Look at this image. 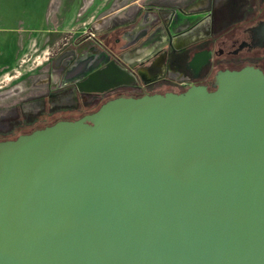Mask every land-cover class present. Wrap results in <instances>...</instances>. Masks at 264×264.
<instances>
[{
	"label": "water",
	"instance_id": "95a60500",
	"mask_svg": "<svg viewBox=\"0 0 264 264\" xmlns=\"http://www.w3.org/2000/svg\"><path fill=\"white\" fill-rule=\"evenodd\" d=\"M0 264H264V73L0 141Z\"/></svg>",
	"mask_w": 264,
	"mask_h": 264
},
{
	"label": "flooded vegetation",
	"instance_id": "af4514ba",
	"mask_svg": "<svg viewBox=\"0 0 264 264\" xmlns=\"http://www.w3.org/2000/svg\"><path fill=\"white\" fill-rule=\"evenodd\" d=\"M254 4L249 15L229 17L219 16L211 0L197 10L147 4L89 31L62 29L66 20L56 18L58 29H44L47 39L42 34L53 55L47 79L0 122V141L84 118L119 97L180 93L194 85L213 90L219 71L251 66L264 73V0Z\"/></svg>",
	"mask_w": 264,
	"mask_h": 264
},
{
	"label": "rangeland",
	"instance_id": "374dc122",
	"mask_svg": "<svg viewBox=\"0 0 264 264\" xmlns=\"http://www.w3.org/2000/svg\"><path fill=\"white\" fill-rule=\"evenodd\" d=\"M208 0H39L42 10L48 8L46 20L40 25V29H58L53 20L56 18H64L66 21L59 26L65 30L83 31L90 30L89 26L99 27L104 22L108 21L115 15L118 18L127 19V14L135 11L139 7L147 4L165 5L170 8H189L197 10L207 8ZM236 1V0H232ZM242 3L240 6H231V0H211L210 5L219 16H246L249 15L255 8L252 0H237ZM49 4V5H48ZM107 16L109 18H107ZM82 21V23H77ZM27 28L28 24H24ZM36 32L33 34H39ZM46 39L48 38L47 32ZM77 35V34H76ZM56 37V36H54ZM42 35L33 37L31 41H24L20 46V50L7 61H0V122L11 118V112L20 101V98L29 93H33L37 89V83L47 79L48 72L46 66L51 64L52 54L48 44L51 40H46ZM22 44V43H21ZM19 89L12 90L15 87ZM12 94L5 95V93ZM0 123V124H1Z\"/></svg>",
	"mask_w": 264,
	"mask_h": 264
},
{
	"label": "crops",
	"instance_id": "0c3cea01",
	"mask_svg": "<svg viewBox=\"0 0 264 264\" xmlns=\"http://www.w3.org/2000/svg\"><path fill=\"white\" fill-rule=\"evenodd\" d=\"M47 13L48 8L43 11L39 0H0L1 62L14 56L24 41L44 33L40 25L46 20ZM25 23L27 28L23 26ZM36 32L40 33L33 34Z\"/></svg>",
	"mask_w": 264,
	"mask_h": 264
},
{
	"label": "bare ground",
	"instance_id": "6f19581e",
	"mask_svg": "<svg viewBox=\"0 0 264 264\" xmlns=\"http://www.w3.org/2000/svg\"><path fill=\"white\" fill-rule=\"evenodd\" d=\"M5 95H7V94H5Z\"/></svg>",
	"mask_w": 264,
	"mask_h": 264
}]
</instances>
